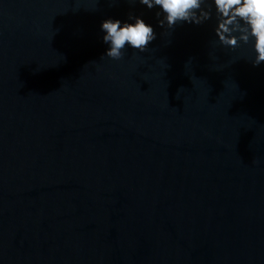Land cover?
Returning a JSON list of instances; mask_svg holds the SVG:
<instances>
[{
  "label": "water",
  "instance_id": "water-1",
  "mask_svg": "<svg viewBox=\"0 0 264 264\" xmlns=\"http://www.w3.org/2000/svg\"><path fill=\"white\" fill-rule=\"evenodd\" d=\"M0 264H264V0H0Z\"/></svg>",
  "mask_w": 264,
  "mask_h": 264
}]
</instances>
